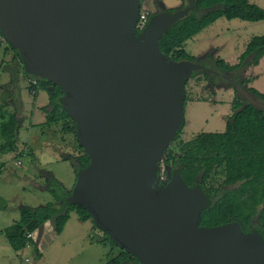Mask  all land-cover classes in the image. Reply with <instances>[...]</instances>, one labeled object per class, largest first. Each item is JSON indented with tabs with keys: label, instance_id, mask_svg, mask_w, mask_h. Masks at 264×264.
<instances>
[{
	"label": "water",
	"instance_id": "water-1",
	"mask_svg": "<svg viewBox=\"0 0 264 264\" xmlns=\"http://www.w3.org/2000/svg\"><path fill=\"white\" fill-rule=\"evenodd\" d=\"M195 8L154 16L138 35L140 0H0V30L25 71L61 88L90 158L68 200L141 264H264V240L237 224L201 225L209 197L159 165L185 124L199 62L162 50Z\"/></svg>",
	"mask_w": 264,
	"mask_h": 264
},
{
	"label": "trees",
	"instance_id": "trees-1",
	"mask_svg": "<svg viewBox=\"0 0 264 264\" xmlns=\"http://www.w3.org/2000/svg\"><path fill=\"white\" fill-rule=\"evenodd\" d=\"M194 3L195 8L190 10L189 15L174 23L161 39L163 52L174 61L198 62L186 52L184 44L220 18L264 21V9L251 0H194ZM174 11L168 10L165 14ZM153 17L149 15V24ZM141 33L137 31L138 35ZM7 45L6 51L13 52L19 59L18 66H14L17 68L14 80L21 73L37 77L25 71L20 52L9 43ZM213 53L211 51L205 57L215 64L213 70H209L208 63L202 64L205 68L194 72L192 76L203 71L210 77L212 87L233 88L234 114L228 118L224 132L200 133L182 146V155L170 157V153L165 159L170 150L168 147L163 159L167 166L172 163L173 177H181L189 187H200L208 195L209 204L202 214L201 225L215 227L234 223L246 233L259 232L264 240V93L250 87L249 80L244 77L246 69L258 65L264 57V35L252 38L237 64L216 61ZM37 79V91L45 90L49 98L48 106L43 108L45 124L52 126L64 122L65 129L74 133L83 150L78 159H73V167L78 174L89 164L90 158L79 143L75 123L63 109L64 93L46 79ZM2 109L0 106L1 133L5 143L0 146V157L5 153L16 152L20 129L17 114H11L6 121ZM219 167L225 168V181L216 189L208 188L207 180ZM48 182L54 202L41 207H19L20 223L11 236V241L19 248L31 244L27 233L41 230L47 221L52 223L58 234L64 231L72 212H76L81 221H94L86 208L69 202L68 197L72 192L69 193L61 182L53 176ZM104 233L106 239L120 249V254L106 264H141L137 257L119 248Z\"/></svg>",
	"mask_w": 264,
	"mask_h": 264
},
{
	"label": "rangeland",
	"instance_id": "rangeland-1",
	"mask_svg": "<svg viewBox=\"0 0 264 264\" xmlns=\"http://www.w3.org/2000/svg\"><path fill=\"white\" fill-rule=\"evenodd\" d=\"M192 1L140 0L141 11L150 16L165 14L168 10L186 9L191 6ZM254 3L264 9V0H254ZM246 24L239 19L221 18L189 39L184 44V49L199 63H208L209 70L215 67L213 61L205 58L211 51H214V60L237 64L252 38L264 35V22L259 27ZM14 56L16 57L15 54ZM9 58L11 52L7 53L6 46H0V106L3 108L4 120L7 121L11 114H17L20 121L18 149L0 157V264H106L120 254V249L106 239L104 231L94 221H81L76 212L71 213V218L59 237L42 244L40 256H36L31 250L23 254L24 250L10 241L11 233H8L11 228L13 231L16 229L20 219V206L41 207L55 201L48 187L50 177L56 178L69 193L72 192L77 180L73 159H78L83 150L74 133L65 129L64 122L52 126L45 124L46 115L42 110L49 104L47 92L39 90L37 96V93L32 94L24 73L25 80L17 78L16 86L9 75L14 78L17 68L12 63H6ZM211 84L210 77L203 71L188 80L185 124L169 146L165 159L170 153V157L182 155V146L200 133L224 131L214 125L219 118L228 120L234 114V98L231 102L227 98V91H223L219 94V98L223 96V105H215L214 95L209 94L215 89ZM207 95L211 96L208 103L203 99ZM1 122L0 120V146L5 143ZM165 159H162L158 170L161 183H167L173 178L172 163L167 166ZM225 179V168H216L206 186L216 189ZM48 235L47 238H50ZM25 259L26 262L29 261L26 263Z\"/></svg>",
	"mask_w": 264,
	"mask_h": 264
},
{
	"label": "crops",
	"instance_id": "crops-1",
	"mask_svg": "<svg viewBox=\"0 0 264 264\" xmlns=\"http://www.w3.org/2000/svg\"><path fill=\"white\" fill-rule=\"evenodd\" d=\"M251 2L254 3V0H251ZM243 22L247 23L246 25L258 26L259 27V26L263 25L264 21H257V22L243 21ZM246 25H243V26L247 27ZM7 53H10V52H7ZM18 60L19 59L14 56V53L11 52V58H9L8 61H6V63H12L14 66H16V65L18 66ZM228 64H231V63H228ZM16 74H17V72H16ZM244 75H245L246 79H248L249 82H250L249 86H251V87L257 89L258 91L264 93V57L260 60V63L258 65H253V66L248 67L246 69ZM9 77H10V80L13 83H15L16 86L18 85L17 84V81H18L17 78L25 80V76L23 75V73L17 75L15 81H14V78H12L11 75H9ZM195 88H197V87H195ZM223 91H227V98H229V100L232 102V100L234 98L233 88L217 86V87H215L213 92L209 93V94H213L214 95V97H215L214 98L215 99L214 100L215 105H219V104L223 105V103H224L223 96L219 98V94L221 92H223ZM38 93H39V91L37 92V94L35 96H37ZM203 99L207 100L206 103H208V101L211 100V96L207 95L205 98L203 97ZM194 102H198V101H194ZM39 106L42 108L41 105H39ZM45 118H46V116H44V120H45ZM226 123H227V120H225V118L223 117V118H219L218 122L214 126L222 128L225 131L226 130ZM224 131H222V132H224ZM19 214H20V211H19ZM19 223H20V219H19V222L17 223L16 229L13 231L12 228H11L9 230L11 232H9L8 234L11 233V236H12L16 232V230H17V228L19 226ZM51 225H52V223L50 221H47L44 224V226H43V228L41 230H36L35 231L36 239H32L31 240L32 243L28 244V246L26 248H23V249L20 248V250H24L23 254H27L28 252H26V251L31 250L36 256L42 255V251H43L42 244L44 242H47L51 238L56 239L57 237H59L63 233L62 232L60 235L57 234V232L54 230V227H52L53 225L52 226ZM48 233L50 235H48ZM47 235L50 238H47ZM10 241H11V239H10ZM11 243H12V241H11ZM25 262H26V259H25Z\"/></svg>",
	"mask_w": 264,
	"mask_h": 264
},
{
	"label": "built area",
	"instance_id": "built-area-1",
	"mask_svg": "<svg viewBox=\"0 0 264 264\" xmlns=\"http://www.w3.org/2000/svg\"><path fill=\"white\" fill-rule=\"evenodd\" d=\"M149 13L143 12L141 11L138 22H137V26H136V32L140 31L143 32L147 26L149 25ZM7 40L4 37V35L2 34L1 30H0V46H6L7 47ZM26 82L29 84V86L31 87V93L32 94H36L37 88H38V79L37 77H31V76H27L26 77ZM27 238L28 239H36L35 237V232H28L27 233ZM29 261V260H27Z\"/></svg>",
	"mask_w": 264,
	"mask_h": 264
},
{
	"label": "flooded vegetation",
	"instance_id": "flooded-vegetation-1",
	"mask_svg": "<svg viewBox=\"0 0 264 264\" xmlns=\"http://www.w3.org/2000/svg\"><path fill=\"white\" fill-rule=\"evenodd\" d=\"M171 180H172V179H170L169 182H167V183L162 182V185H167V184H169Z\"/></svg>",
	"mask_w": 264,
	"mask_h": 264
},
{
	"label": "clouds",
	"instance_id": "clouds-1",
	"mask_svg": "<svg viewBox=\"0 0 264 264\" xmlns=\"http://www.w3.org/2000/svg\"><path fill=\"white\" fill-rule=\"evenodd\" d=\"M32 240V239H31Z\"/></svg>",
	"mask_w": 264,
	"mask_h": 264
}]
</instances>
